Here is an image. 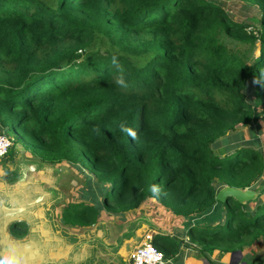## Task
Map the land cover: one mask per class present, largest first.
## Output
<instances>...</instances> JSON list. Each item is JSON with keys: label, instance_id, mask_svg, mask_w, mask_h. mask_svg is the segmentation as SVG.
Listing matches in <instances>:
<instances>
[{"label": "trees", "instance_id": "1", "mask_svg": "<svg viewBox=\"0 0 264 264\" xmlns=\"http://www.w3.org/2000/svg\"><path fill=\"white\" fill-rule=\"evenodd\" d=\"M223 1L258 14L236 23L208 0H0L6 157L19 146L87 173L80 202L61 210L64 228L88 229L147 199L200 217L224 187L248 190L264 176L258 147L214 152L252 125L256 107L264 119V0ZM220 204L223 221L188 224V244L158 234L152 245L178 264L186 249L216 264L212 256L255 245L244 261L264 264V201ZM8 231L23 238L28 228Z\"/></svg>", "mask_w": 264, "mask_h": 264}, {"label": "crops", "instance_id": "2", "mask_svg": "<svg viewBox=\"0 0 264 264\" xmlns=\"http://www.w3.org/2000/svg\"><path fill=\"white\" fill-rule=\"evenodd\" d=\"M18 147L19 146H15L18 153L23 152L22 154L24 155V153L27 152L21 147L18 149ZM15 155L14 153L11 157H7L5 161L2 160L3 162L0 163V264H86L90 260L96 259L95 256H93L97 250L94 249V245L90 243L91 250L88 251L87 249L85 250L84 247L87 248L90 245L82 244L87 236L83 233L89 229H66L61 225L60 219L58 220L62 226L61 229L56 230L49 226L45 216V207L50 206V199H52L50 193L48 195L49 191H46L45 185L52 184L51 180L45 177V173L48 172L44 170L37 171L38 169L36 172H30V166L27 163L23 165L22 160H20L21 157H15ZM13 160H15V162H13ZM17 164L20 165V171H16V168L13 166ZM4 167L7 168L6 171H4ZM7 171L10 173L6 174ZM25 174L26 176L28 174L37 176L38 174L41 180L40 183L43 182V184H45L42 187L36 188L35 186H31L29 188V182L22 181V176ZM80 193L79 191L78 198ZM147 203L152 206L150 207L153 216L152 220H154L156 224H159L160 227H164L166 229V232L164 231L165 233H154L153 230L147 229L140 234L137 230L140 228L141 224L144 225L142 221H131V219H134L139 209L124 214L121 217L113 216L121 224L129 223V231L124 233L120 239H126L125 241L123 240V243L126 242V245L124 247L123 244L120 245V249H124L126 252L127 248L131 247L127 256L128 260L130 253L138 244L144 242V237L146 235L151 236L152 239L158 234L171 235L181 239L184 244H188L186 229L189 223L186 219L172 216L154 200L147 199L145 204ZM161 211L166 215V217H162V219H160ZM157 212L159 213L158 217L156 215ZM60 214L61 213H59V215ZM107 217V214L104 212L101 213V217L97 224ZM16 222L25 223L27 225L28 233L23 238H15L10 235L8 231V227ZM176 224H178V227H175L177 229L174 230L173 226ZM61 232H63V234H61ZM108 233L109 232H105V229L100 228V230L93 235L94 242L100 245V248H104L106 250L105 253L108 252V249L104 247L105 245H109L106 243V236ZM90 238L89 236L88 239ZM140 240L141 242H139ZM78 244L79 246H77ZM183 251V253H180V256H183L180 264H207L202 257L195 253H191V250L186 249ZM212 260H218V262L215 261L216 264H229L230 257H216L215 259V257L212 256ZM176 262V259L167 260L166 264L179 263Z\"/></svg>", "mask_w": 264, "mask_h": 264}, {"label": "rangeland", "instance_id": "3", "mask_svg": "<svg viewBox=\"0 0 264 264\" xmlns=\"http://www.w3.org/2000/svg\"><path fill=\"white\" fill-rule=\"evenodd\" d=\"M219 7H221L231 18L236 23H248L250 22V18L257 16L258 10H254L252 8H248L244 6L243 4L239 2H225L223 0H208ZM247 98L249 100H253L254 96H250L247 94ZM262 110V107H256V115L255 119L252 123V125L249 127H239L236 131L230 132L227 134L223 139H220L217 141L216 146L214 148V152L218 155L221 154V152L226 149L228 152L233 151L234 148L241 149L243 147H258L261 151L262 154L264 155V119L261 118L258 114L259 111ZM255 139H257L259 145L257 146L255 144ZM18 149H20L18 147ZM23 151V150H22ZM23 152L17 151V148L15 149V157H21L20 160H22V164H28L30 166V172H36L40 170H44L45 172V177L51 180V185L45 184L46 185V191L48 192V195L50 193V196L52 199L50 206H46V211H45V216L47 219V222L50 227L53 229H61L62 226L59 223L60 215L62 208L64 205L70 202H76L78 203L81 199L78 198L79 191L81 192L82 190H86V174L83 172H79L73 165L69 163H61L58 165H49V164H41L37 159H35L30 153L26 152L24 153V156L22 154ZM22 155V156H21ZM221 157L222 154H221ZM7 157L4 159L0 160V163L5 161ZM25 159V160H24ZM3 160V161H2ZM15 162V160H13ZM16 169V171H20V165H13ZM4 171H6V167H4ZM47 168V169H44ZM10 173L9 171L6 172V174ZM22 181L24 182H29V188L32 186L37 187H42L44 184L43 182L40 183V178L37 174V176L28 174L26 176H22ZM243 199L245 200V203H248L251 201L255 202L257 200H262L264 201V176L260 179L255 181L251 188L242 192ZM144 205V206H143ZM139 210L137 211L134 219H131L132 222L135 221H142L144 225H140V228L137 230L140 234L147 229L153 230L154 233H162L166 229L164 227H160L159 224H156L154 222L153 216L151 214L150 206L151 204H143ZM252 205V204H251ZM134 213V212H133ZM157 217L159 216V213H156ZM115 217V216H114ZM113 216H109L105 218L103 221H100L98 224L88 228L86 232H84V235H87L85 237L86 240L82 242V244L94 245V249L96 250L95 258L93 260H90L86 264H130V260H128L127 256L129 254L130 248H127V251L125 252L124 249H120V245L123 244V247L126 245V242L123 243V240L125 241L126 239H121L122 235L129 230V223L127 224H121L118 222L116 218ZM162 217H166L164 213L161 211L160 213V219ZM224 218V209L220 203H216L215 206L206 214L200 216V217H195L193 219H188L186 220L189 224L194 223L193 225H196L198 223L201 224H217L221 223ZM161 221V220H160ZM118 223V224H117ZM132 224V223H131ZM27 226V225H26ZM59 226V228H58ZM174 230H176L178 227V224L173 226ZM100 228L105 229V232H109L108 235L106 236V243L109 245H105L108 249V252L105 253L104 248H100V245H97L96 242H94V233H97ZM55 231V230H54ZM62 231V230H61ZM164 232V233H165ZM169 232V231H168ZM28 233V231H27ZM63 234V232H61ZM89 236L91 237L90 239ZM138 241V240H137ZM141 242V240L139 241ZM97 246H96V245ZM91 245L85 248L88 251L91 250ZM119 245V246H118ZM79 246V244L77 245ZM256 246L253 245L252 247L243 250L242 252V259L236 261L235 259H232L233 264H242L244 261V258L249 255L253 254L256 252L255 250ZM252 249V250H251ZM122 250V251H121ZM262 254H259L256 256L260 261L261 256H264V247H262ZM253 252V253H252ZM83 255V254H82ZM227 258H229V255H226ZM244 257V258H243ZM226 261V260H225ZM228 261V260H227ZM245 262V261H244ZM62 264V263H60ZM80 264V263H78ZM245 264H251V262L248 260L245 262ZM256 264V260H255Z\"/></svg>", "mask_w": 264, "mask_h": 264}, {"label": "built area", "instance_id": "4", "mask_svg": "<svg viewBox=\"0 0 264 264\" xmlns=\"http://www.w3.org/2000/svg\"><path fill=\"white\" fill-rule=\"evenodd\" d=\"M12 147V142L6 136L0 135V160L4 159ZM152 237L146 235L144 242L138 244L130 253V264H166L167 259L152 245Z\"/></svg>", "mask_w": 264, "mask_h": 264}, {"label": "water", "instance_id": "5", "mask_svg": "<svg viewBox=\"0 0 264 264\" xmlns=\"http://www.w3.org/2000/svg\"><path fill=\"white\" fill-rule=\"evenodd\" d=\"M244 191H246V190H244ZM244 191L237 190V189L230 188V187H224L223 189H221L217 193L216 199L218 202L223 203L228 197H232L239 202L245 203V200L243 199V195H242V192H244ZM241 258H242V252L241 251L232 252V253H230L229 264H233L232 259H235L236 261H238ZM242 264H245V262H242Z\"/></svg>", "mask_w": 264, "mask_h": 264}]
</instances>
